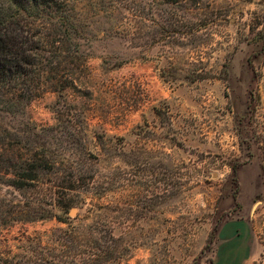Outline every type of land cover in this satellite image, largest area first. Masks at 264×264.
<instances>
[{"label":"rangeland","instance_id":"rangeland-1","mask_svg":"<svg viewBox=\"0 0 264 264\" xmlns=\"http://www.w3.org/2000/svg\"><path fill=\"white\" fill-rule=\"evenodd\" d=\"M32 1L0 0V14L15 23L18 5L43 33L76 21L85 70L62 96L0 109V127H53L59 101L83 114L95 170L113 179L107 263L264 264V0ZM1 190L0 264H50V240L88 215L13 221L26 200Z\"/></svg>","mask_w":264,"mask_h":264},{"label":"trees","instance_id":"trees-1","mask_svg":"<svg viewBox=\"0 0 264 264\" xmlns=\"http://www.w3.org/2000/svg\"><path fill=\"white\" fill-rule=\"evenodd\" d=\"M32 2L34 7L49 6L45 1ZM20 10L16 5L15 23H8L0 14V109L10 113H20L44 89L62 96L75 88L85 70L76 21L62 16L63 33L56 28H46L43 33L22 21ZM204 76L195 72L193 79L203 80ZM57 106L58 123L53 127H34L28 134L0 127V207L10 206L2 187L15 189L26 200L17 206L16 216L15 210L10 213L13 221L57 219L67 223V217L58 212L68 215L74 208L88 207L86 218H93L90 224L77 215L78 225L50 240L53 247L60 248L50 264H108L120 254L113 249V179L101 178L95 170L94 155L85 144L83 114L62 101ZM156 114L162 117L163 111L156 109ZM95 235L103 240L94 239ZM96 249L104 258L100 263L95 259ZM82 253L86 257L80 263Z\"/></svg>","mask_w":264,"mask_h":264},{"label":"crops","instance_id":"crops-1","mask_svg":"<svg viewBox=\"0 0 264 264\" xmlns=\"http://www.w3.org/2000/svg\"><path fill=\"white\" fill-rule=\"evenodd\" d=\"M259 255H261V254H259ZM249 258H250V256H249Z\"/></svg>","mask_w":264,"mask_h":264}]
</instances>
